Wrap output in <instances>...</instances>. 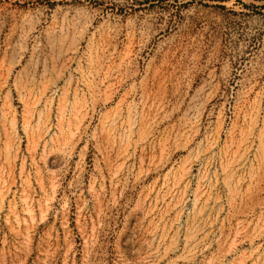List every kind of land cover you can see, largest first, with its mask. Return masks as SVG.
<instances>
[{
	"label": "rangeland",
	"instance_id": "obj_1",
	"mask_svg": "<svg viewBox=\"0 0 264 264\" xmlns=\"http://www.w3.org/2000/svg\"><path fill=\"white\" fill-rule=\"evenodd\" d=\"M0 264H264V0H0Z\"/></svg>",
	"mask_w": 264,
	"mask_h": 264
}]
</instances>
